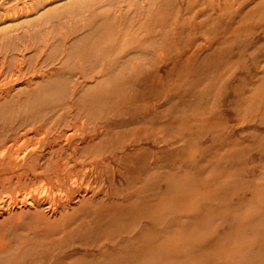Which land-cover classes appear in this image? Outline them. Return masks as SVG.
Listing matches in <instances>:
<instances>
[{
	"label": "rangeland",
	"instance_id": "rangeland-1",
	"mask_svg": "<svg viewBox=\"0 0 264 264\" xmlns=\"http://www.w3.org/2000/svg\"><path fill=\"white\" fill-rule=\"evenodd\" d=\"M263 32L264 0H0V148L47 136V149L21 172L5 164L10 156L2 161L0 181L27 176L12 196L55 187L58 200L70 195L55 183L68 176L57 161L77 183L83 167H97L92 201L74 205L64 228L29 220L0 229V247L8 246L0 264L103 263L139 234L163 233L148 206L179 169L202 177L201 189L225 180L229 192L213 193L209 204L225 211L246 201L257 230L245 238L247 253L264 248ZM73 128L82 136L69 152L48 153ZM127 211L130 220L119 223ZM188 215L167 225L197 224ZM230 216L218 221L220 234Z\"/></svg>",
	"mask_w": 264,
	"mask_h": 264
},
{
	"label": "bare ground",
	"instance_id": "bare-ground-1",
	"mask_svg": "<svg viewBox=\"0 0 264 264\" xmlns=\"http://www.w3.org/2000/svg\"><path fill=\"white\" fill-rule=\"evenodd\" d=\"M51 1L53 2V0H51ZM263 34H264V32H263ZM216 37H214V38H216ZM260 42H262V41H260ZM254 44H256V43H254ZM231 86H232V84H231ZM233 86H234V84H233ZM169 96H171V95H169ZM259 97H260V95H259ZM187 98H189V97H187ZM113 102H115V101L112 100V104H114ZM110 103H111V101H110ZM116 103H117V101L115 102V104ZM90 104H92V103H90ZM115 104L112 106L115 107ZM87 105H89V104H87ZM162 105H164V104H162ZM226 111L228 112V110H226ZM235 118H236V116H235ZM78 120H76V121H78ZM89 120H91V119H89ZM98 120H100V119H98ZM83 122H84V120H83ZM84 123L82 124L83 126H84ZM77 125H78V123H77ZM99 125H101V122ZM80 127H82V126H80ZM74 128L76 129V127H74ZM74 128L72 131L70 130L66 134H64L63 136L58 137V140H55L56 143L53 142V143H55V145L49 144L50 146H47V147H49L48 153L53 154V155L56 153H62L64 150L68 149L72 144H74V142L77 140V138L82 136L81 135L82 130H80L82 128H80L78 130H74ZM84 129H86V128L84 127ZM114 130H116V129L114 128ZM43 132H41V133H43ZM104 132H105V130L103 131V133ZM99 137H100V135H99ZM46 138H47V136L46 137L43 136L41 138V141L37 142L35 145H29V146H26L24 148H23V145L19 144L20 142H15L14 140L8 142L7 144H5V146L3 148H0V163L2 161H5L6 158H8L10 156V158L7 160V162L5 161V164H9L10 168L14 172H16V171L21 172L22 171L21 168H23L27 164L29 165L28 162L32 161V159L38 155L40 150L46 148L45 144L43 143L45 140H47ZM91 138H93V137H91ZM162 138H163V136H162ZM18 141H21V140H18ZM179 141H181V140H179ZM207 141H209V140H207ZM119 142H120V140H119ZM82 143H84V142H82ZM101 144H100V146H102ZM80 146H84V145L80 144ZM147 148H150V147H147ZM73 149H71V151ZM87 149H89V148H87ZM87 149H85V150H87ZM68 150H70V149H68ZM68 150H66V151H68ZM127 150H128V148H127ZM12 151L14 152V155L11 154ZM81 153H82V151H81ZM64 156H66V155H64ZM255 157H256V155H255ZM63 158H65V157H63ZM68 158H70V157H68ZM91 158H94V157L92 156ZM33 160H35V158ZM93 160H95V159H93ZM72 164H73V162H72ZM81 165H82V163H81ZM92 165H94V164H92ZM97 165H98V163H97ZM130 165H132V164H130ZM56 166L59 167V172H58L59 174H61L60 172H63V174H66L68 176L63 177L64 175L63 176L57 175L56 176L57 180L54 179V180H56L55 183L59 188H61L60 190H62L64 188L69 193L70 197L68 196L67 193H66L67 195L62 194L61 193L62 191H61L60 194H62L64 196L62 197L60 194H58L59 199L56 200V195L53 194V196H52V194H50L51 192H53L55 190V187H51V188H53L52 189L53 191H50V193H40L39 194L36 192L35 193L25 192L24 194H17L16 196H12L13 193L11 194L9 192H13V190L19 186L22 187L30 179H28L27 176H21L19 174L13 178L5 179L4 181H0V195L3 194L2 198H0V229L4 228L6 226H14V228H15V226H18V224H20L21 222H25V221H29V220L30 221L39 220L41 224H44V225L49 226V227H50V225L52 227L54 226L55 229L58 230V229H61L62 225H63L62 228H64V224H66L67 220L70 217L69 212L75 211L73 209L74 205L85 204V203L92 201L91 200L92 198L89 197V194L92 192L91 190L93 188L92 187L93 174L96 171V168H97L96 166L86 165L85 167L82 168V170H80L81 183H77V181H74L73 174H75L76 172L72 173V169H68L65 166V161L64 162H61V160L57 161ZM126 168H127V166H126ZM24 170H25V168H24ZM24 170H23V172H24ZM43 170H45V169H43ZM47 170H50V169L48 168ZM98 170H100V169L98 168ZM120 172H122V171H120ZM44 173L47 174L46 170ZM54 173H56V171ZM42 177H43V174H42ZM40 179H41V177H40ZM0 180H2V179H0ZM167 180H168V188L166 189V191L159 197V199L157 201H155V203L153 201V202L149 203V206H148V209H150L152 211L151 221L154 223V212H155L156 215L159 216L158 220L159 219L163 220L162 224L164 225V228H166L165 231L161 234H159V233L154 234V232H148L147 234L143 235V237H140V234H139L138 238L136 240L131 238V239L135 240L136 243L134 242L133 246L128 245L125 248L123 254L119 253V256H112V254H109V255L105 254L101 258V259H103V263H96V264H264V248H262V249L257 248V250L253 249V251L247 253V249H246L247 247L245 245L246 244L245 238L247 237L249 231H251L254 234H257V230L253 226L254 217L250 214L249 209H248L249 204H247L246 201L242 200L235 207L228 206L225 211L224 210L220 211L219 209L215 210V208L209 204L208 199L212 196L213 193L218 192V191H223L225 193L229 192L225 188V187H227L225 185L226 184L225 180L214 179L212 182H209L207 180L205 182L206 183L205 189H201L199 187V184H201L200 182H204L203 178L197 177V175L195 173H193L192 170H189V169H186V170H180L179 169L177 172L170 174L168 176ZM32 181H34V180H32ZM232 183H234V180L232 181ZM124 187H126V186H124ZM47 189H48V187H47ZM63 192H64V190H63ZM248 198H250V197H248ZM251 198H254V197H251ZM118 199H120V198H118ZM206 200H207V203H206ZM94 202H96V201L94 200ZM199 203H200L199 209L204 207V210L201 213V215H198L196 217L197 205ZM134 206L137 207L138 205L135 204ZM185 211H187L189 213V215L187 217L188 220H190L192 223L194 221H196L197 224H191L188 226L187 225L180 226L179 224L167 225L170 218L175 219V218L181 216ZM224 215L225 216L226 215H232V216H230V217H232V221L228 226V230L225 231L224 234H220L217 231L218 221H220V220L222 221V218L224 217ZM131 216H132V214L127 211L126 214L122 217V219H119L120 221H118V222L120 223L121 221H128V220H130ZM227 217H229V216H227ZM102 223L107 224L108 222H105V220L103 221L102 219H98L97 226L99 224H102ZM33 224L34 223L32 222L31 225H33ZM35 226H36V224H35ZM40 227H42V226H40ZM19 229L21 230V228H19ZM32 229L34 230V228H32ZM32 229H30V230H32ZM37 229L40 230V228H37ZM261 232L264 235V229ZM36 234H39V233H36ZM126 238H128V237H126ZM2 239H3V237H2ZM131 239H129V241L133 242V240H131ZM8 243H10V242H8ZM3 247L5 248L6 246L0 247V251H3V250H1V248H3ZM6 248H8V246ZM8 254L9 253H6L5 256L7 257ZM13 254H14V252H13ZM112 257H116V258H112ZM107 261H109V263H106ZM26 264H27V262H26Z\"/></svg>",
	"mask_w": 264,
	"mask_h": 264
}]
</instances>
